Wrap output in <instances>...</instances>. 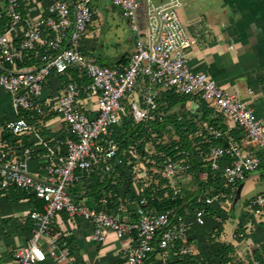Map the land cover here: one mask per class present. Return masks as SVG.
<instances>
[{
    "label": "built area",
    "instance_id": "built-area-1",
    "mask_svg": "<svg viewBox=\"0 0 264 264\" xmlns=\"http://www.w3.org/2000/svg\"><path fill=\"white\" fill-rule=\"evenodd\" d=\"M24 1L6 0L9 23L0 32V88L11 95L16 113L38 108L43 86L55 74L74 72L87 78L88 83H81L77 76L72 78L55 106L73 137L49 147L52 162L44 179L31 172L32 148L21 141L11 145L0 134V190L33 191L44 202L42 210L30 213L34 225L31 239L28 245L17 250L14 264H46L49 258L62 263L71 257L70 248L60 246L61 233L54 225V219L60 213L89 220L94 229L93 238L98 243L106 242L110 234L134 238L126 264H145L154 252L170 250L179 242L181 254L195 256L197 251L190 242L191 225L176 210L148 212L146 202L142 200L135 219L124 220L104 209L76 202L69 189L82 182L94 169L110 173L115 164H122L112 126L122 119L126 112L123 103L140 80L145 87L142 99L131 103L137 123L156 120L158 87H169L206 102L215 116L222 117L223 127L202 123L214 139L229 135L225 146L212 145L208 152L197 147L194 157L189 151L182 150L173 159H163L162 175L174 196L182 194L185 179H192L190 172L193 159H196L201 163L196 169L199 182L208 186L206 203L214 208L218 204L219 209L224 210L225 204L236 198L239 184L262 164L264 121L257 118L239 93L228 92L206 72L192 69L187 55L194 39L180 17V0L147 6L145 38L137 19L139 1L110 0L125 18L131 20L132 30L136 33V49L122 68L101 65L82 48V40L94 20L93 5L101 0H52L47 15L35 20H28L20 9ZM2 17L0 12V22ZM24 23L26 28L19 33L18 29ZM18 36H21L19 41ZM40 49H43L42 53ZM28 52H35L39 57L38 67H25ZM82 94L96 99L97 113L88 115L84 112L79 105ZM2 130L21 137L30 132L32 126L21 116H15L5 122ZM236 132L255 142L262 156L248 153L238 142ZM168 135L166 133L164 138ZM146 150L155 152L152 143L147 144ZM128 153H125L127 166H131L134 158L140 156L132 151ZM211 175L215 180L209 186ZM263 207V194L251 200L255 213H260ZM205 215L204 210L197 211L193 222L201 224ZM246 264H264V261L254 259Z\"/></svg>",
    "mask_w": 264,
    "mask_h": 264
},
{
    "label": "crops",
    "instance_id": "crops-1",
    "mask_svg": "<svg viewBox=\"0 0 264 264\" xmlns=\"http://www.w3.org/2000/svg\"><path fill=\"white\" fill-rule=\"evenodd\" d=\"M51 1L25 0L28 20L46 16ZM153 1L155 4L168 2V0ZM180 2L178 8L180 17L194 39L187 55L192 69L206 72L228 92L239 93L241 98L249 103L257 118L264 121V0H180ZM0 7V12H6V0H3ZM93 10L95 19L100 13L106 21L109 19L112 23H117V15L123 16L121 10L110 0L95 3ZM25 28L24 23L18 29L19 33ZM17 39L21 40V36ZM97 40L98 35L94 36V28L91 24L86 37L82 40V48L92 59L105 66H116V62L123 55L130 58L136 49L134 32L125 40L124 50L121 53L117 51L118 54L114 57L107 56L104 46ZM30 54L28 52L27 56ZM27 62L29 64L25 67L28 69L40 65L36 53L29 57ZM76 76L83 84L88 81L87 78L78 76L74 72L49 77L41 91L38 108L21 110L18 113L12 105L11 95L0 88V134L3 132L5 122L15 116H21L32 126L30 132L21 137L15 136V142L10 144L21 141L32 148L30 167L32 174L37 178L44 179L47 176V167L52 162L49 147H55L57 141L68 138L69 126L55 111V106L67 83ZM144 88V82L140 80L135 91L125 104L123 103L125 109L132 102L142 99ZM164 89L158 87L160 92ZM79 105L88 115L97 113L95 98L83 94ZM186 106L193 113L203 111L200 100L192 99ZM236 136L248 153L261 152L260 147L242 133L238 132ZM141 163L140 158H134V163L124 170L131 176V189L137 195L143 192L147 182V174L141 169ZM103 178L105 177L102 176ZM184 181L186 188L192 180L190 178ZM91 185V174L86 175L82 182L71 187L73 199L99 208V204H104L105 199H100L99 203L92 193ZM125 188V186L119 188L121 196L124 195ZM9 193L10 190L5 192L0 190V264H14L15 253L29 244L32 235V230L29 228L32 205L28 199L10 200ZM259 194L264 195V163L239 184L236 200L226 203L224 210L219 209L218 204L215 206L224 223V232L218 243L231 242L235 248V257L244 264L256 259V254H259L264 261V207L260 213H255L251 208V200ZM138 207L139 203L136 201L123 203L121 217L124 220L135 219ZM209 217L213 220L209 230L212 231L219 225V221L216 215ZM193 218L187 217L186 222L191 225L190 235L193 239L191 243L194 244L198 254V246L204 241L207 233L204 235L197 233L196 226L203 225L206 217L201 224H195ZM231 220H233L232 225ZM239 224H242L244 231L237 233ZM54 225L61 236H69L73 239L74 250L71 251V257L64 262L59 263L49 258L46 264H126L128 249L134 243V238H120L115 234H110L106 242L98 243L93 238L94 229L89 220L83 217H70L66 213L58 214L54 219ZM243 232L246 237L239 239L243 236ZM175 249L176 245L170 250L156 251L145 264L175 263L177 259Z\"/></svg>",
    "mask_w": 264,
    "mask_h": 264
},
{
    "label": "trees",
    "instance_id": "trees-1",
    "mask_svg": "<svg viewBox=\"0 0 264 264\" xmlns=\"http://www.w3.org/2000/svg\"><path fill=\"white\" fill-rule=\"evenodd\" d=\"M20 8L24 15H26L27 11L24 2L21 3ZM8 23L9 17L4 12L0 22L1 32L7 28ZM30 53L26 58L25 66L29 64L27 59L33 56L35 52ZM84 53L87 54L85 51ZM129 59L127 55H123L116 62V66L110 67L122 68L120 65H125ZM87 82L85 83L87 84ZM192 99L194 98L190 95L179 93L174 88L168 87L164 89L156 97L158 108L154 122L137 123L132 115V106L127 105L122 119L112 126L113 138L120 147L118 156L122 160V164H115L114 170L107 174H103L102 171L94 169L91 172L92 193L96 196V200L99 203L100 199H105L104 204H99V209H104L109 214L120 217L121 205L123 203L136 201L140 204L142 200L146 202L145 208L148 212L161 213L167 209H174L179 215L187 218L194 217L199 210H204L206 215H216L219 225L205 235L204 241L198 246V254L195 256L181 254V243L179 242L176 244L175 249L177 254L176 262L169 264H244L235 257V248L231 242L218 243V239L221 238L224 232V223L219 212L205 201L208 186L200 184L196 172L197 167L201 163L193 159V168L190 172L192 175L191 184L184 188L182 194L178 196H174L172 190L167 185V180L162 175V161L164 158L173 159L182 150L189 151L194 157L197 154V147L203 148L205 152H208L209 147L212 145L225 146L228 144L229 135L214 139L202 125V123H207L223 127L222 117L215 116L213 110L204 101L202 102L203 111L201 113L191 112L186 105ZM176 107L179 108L175 109ZM161 115L162 119H160ZM166 133L169 135L165 139L164 135ZM235 134L238 135V132ZM1 137L9 143H14L16 140L13 134H6L4 131L1 132ZM69 137H73L70 128ZM148 143H152L155 152L150 153L146 150ZM130 151L140 156V160L144 164L147 174L146 185L143 192L139 195L132 191L131 176L124 171L128 162L125 153ZM258 155L262 156V152H258ZM102 176L105 178L102 179ZM214 180L215 177L211 175L208 182L209 186L213 184ZM122 186L126 187L123 196L119 193V188ZM70 189L69 192L73 197ZM9 196L12 201L28 199L33 207V211L42 210L44 207V202L37 198L33 191L13 189L10 190ZM33 227V220L31 219L29 228L32 230ZM239 231H244L242 224L238 226L237 233ZM245 237L246 234L243 232V236L239 239ZM191 241H193L192 238L190 239ZM60 246L69 247L73 251V239L69 236H61ZM256 259L263 261L259 254H256Z\"/></svg>",
    "mask_w": 264,
    "mask_h": 264
},
{
    "label": "rangeland",
    "instance_id": "rangeland-1",
    "mask_svg": "<svg viewBox=\"0 0 264 264\" xmlns=\"http://www.w3.org/2000/svg\"><path fill=\"white\" fill-rule=\"evenodd\" d=\"M138 1H139V9L137 12V19L140 29L143 32L145 38L147 32L146 9L150 3L155 4V2L153 0H138ZM2 2L3 0H0V4ZM116 20L117 23H112V21L109 19L108 21H106L99 13V16L92 23L94 28V36L96 34L98 35V40H97L98 43L104 46L107 56H111V57H114L115 55L121 53L124 50L125 40L131 37V35H133L134 32L132 30L131 20L123 17L122 15H117ZM101 63H105V62L101 61ZM240 202L242 201L240 200ZM205 217H206L205 223L203 225L196 226L197 227L196 232L201 234L203 233V235L210 232L209 230L211 228V224L213 221L211 220V217H209V215ZM232 222L233 220H231V225Z\"/></svg>",
    "mask_w": 264,
    "mask_h": 264
},
{
    "label": "water",
    "instance_id": "water-1",
    "mask_svg": "<svg viewBox=\"0 0 264 264\" xmlns=\"http://www.w3.org/2000/svg\"><path fill=\"white\" fill-rule=\"evenodd\" d=\"M237 198H238V197H237ZM237 198H236V199H237ZM236 199H235V200H236Z\"/></svg>",
    "mask_w": 264,
    "mask_h": 264
}]
</instances>
